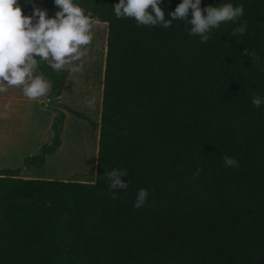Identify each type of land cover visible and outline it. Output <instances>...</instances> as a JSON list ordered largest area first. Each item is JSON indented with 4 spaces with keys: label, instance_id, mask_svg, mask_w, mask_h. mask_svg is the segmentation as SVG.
<instances>
[{
    "label": "trees",
    "instance_id": "obj_1",
    "mask_svg": "<svg viewBox=\"0 0 264 264\" xmlns=\"http://www.w3.org/2000/svg\"><path fill=\"white\" fill-rule=\"evenodd\" d=\"M18 2L26 16L60 10L54 0ZM76 3L106 27L99 123L89 121L94 179L0 169V264H264V104L252 103L264 98V0H201L244 8L206 43L184 20L138 26L115 16L119 0ZM179 3L163 0L165 19ZM39 70L63 89L67 71ZM65 121L58 110L51 142L24 167L58 151ZM113 169L128 172L126 191L109 188ZM141 189L149 195L136 209Z\"/></svg>",
    "mask_w": 264,
    "mask_h": 264
},
{
    "label": "clouds",
    "instance_id": "obj_2",
    "mask_svg": "<svg viewBox=\"0 0 264 264\" xmlns=\"http://www.w3.org/2000/svg\"><path fill=\"white\" fill-rule=\"evenodd\" d=\"M54 2L60 10L49 18L47 12L39 8L31 16L24 15L18 0H0V94L7 93L9 88H19L22 95L31 101L47 97L52 85L43 74H37L41 63H47L57 73L67 71L70 76L83 71L84 58L93 41V28L97 21L92 11L86 10L76 0ZM162 3L163 0H119L113 7L118 19L132 18L138 26L160 25L167 29L174 20H184L191 26L189 35H198L202 43L209 40L208 33L212 29L244 15L242 5L224 3L202 8L201 0H181L175 10L168 13L172 19H165V10L160 7ZM246 28V23L240 25L234 35H243ZM244 55L249 56L247 49H244ZM251 55L258 59L255 53ZM252 103L260 107L264 98L254 96ZM95 104V96L87 99V107L94 109ZM11 106L9 100L4 111L0 112V119H7ZM224 164L236 167L238 161L225 156ZM105 175L111 190H127L128 183L121 180V177L128 176L126 170L113 169ZM148 195L147 190H139L134 207H143Z\"/></svg>",
    "mask_w": 264,
    "mask_h": 264
},
{
    "label": "rangeland",
    "instance_id": "obj_3",
    "mask_svg": "<svg viewBox=\"0 0 264 264\" xmlns=\"http://www.w3.org/2000/svg\"><path fill=\"white\" fill-rule=\"evenodd\" d=\"M93 32L83 71L75 76L69 74L61 91L54 92L51 88L49 95L38 101L25 98L19 88H9L7 93L0 94L12 98L6 135L18 141L11 154L0 155V169H20L23 176L33 178L94 179L98 130L89 121L99 123L106 27L95 24ZM37 74L43 73L38 69ZM92 96L96 98L94 109L86 106ZM2 103L0 100L1 109ZM58 110L66 114L62 145L47 158L44 166L24 167L25 157L38 154L51 142V127Z\"/></svg>",
    "mask_w": 264,
    "mask_h": 264
},
{
    "label": "crops",
    "instance_id": "obj_4",
    "mask_svg": "<svg viewBox=\"0 0 264 264\" xmlns=\"http://www.w3.org/2000/svg\"><path fill=\"white\" fill-rule=\"evenodd\" d=\"M0 100L3 102V107L0 112L4 111V105L10 100L12 101V98H8L5 95H0ZM7 122L6 119H0V155H9L14 150V147L17 146V140L16 138L7 137Z\"/></svg>",
    "mask_w": 264,
    "mask_h": 264
}]
</instances>
